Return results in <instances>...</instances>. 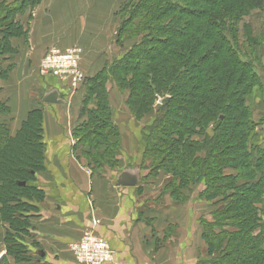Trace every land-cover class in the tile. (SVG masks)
Instances as JSON below:
<instances>
[{
    "label": "trees",
    "instance_id": "1",
    "mask_svg": "<svg viewBox=\"0 0 264 264\" xmlns=\"http://www.w3.org/2000/svg\"><path fill=\"white\" fill-rule=\"evenodd\" d=\"M29 4L31 0H20L0 8V60L8 58V39L19 32L14 12ZM131 5L117 32L135 38L133 48L83 81L86 122L74 133L81 144V156L100 170L118 163L120 131L110 117L107 82L117 80L120 88H128L125 104L137 120L154 109L156 96L168 93L149 124L136 127L144 161L154 165L148 175L171 173L165 190L176 200L185 198L175 189L176 174L185 186L204 180L206 187L200 197L214 201L212 204L217 203L219 192L227 190L222 198L226 205L199 218L207 255L194 264H264V248L257 242L242 246L245 256L236 253L240 250L236 244L244 242L248 222L255 218L251 204L263 193L262 183L258 179L255 184L238 186L246 197L237 207L230 198L235 192L228 191L235 183H224L228 175L223 174L221 165L236 160L241 177L264 166V142L254 133L252 120L246 118V113H251L246 96L259 81L251 48L256 39L264 41V25L257 38L247 21L255 11L264 12V0H140ZM119 68L121 73L116 71ZM8 72L0 69V77L6 78ZM89 98L94 110L87 108ZM234 102L244 107H232ZM41 115L39 109L30 110L14 136L7 125L0 124V220L13 221L18 233L26 227L19 217L32 206L28 201L34 194L38 195L28 183L42 168ZM199 132L203 133L202 142L193 138ZM199 145L204 148L201 156ZM181 169L183 174L176 173ZM256 238L263 240L260 234Z\"/></svg>",
    "mask_w": 264,
    "mask_h": 264
},
{
    "label": "crops",
    "instance_id": "2",
    "mask_svg": "<svg viewBox=\"0 0 264 264\" xmlns=\"http://www.w3.org/2000/svg\"><path fill=\"white\" fill-rule=\"evenodd\" d=\"M112 3H108L109 7H113ZM68 4L71 0H45L38 4L26 35L12 36L9 41L19 52L12 60L15 68L4 79L6 92L9 91L4 99L10 112L9 131L16 135L27 113L39 109L43 152L42 168L28 183L38 192L37 198L28 201L32 206L19 217L26 224L19 232L24 238L20 239L23 257L21 260L7 257L5 261L7 264H77L69 258L67 246L83 231L93 229L114 250V261L105 264H194L207 255L199 223L198 188L191 190L189 198L176 200L165 190L171 173L159 172L149 177L148 171L141 175L140 163L131 159L140 149L138 135L132 132L120 133L123 155L119 157V165L105 167L104 172L99 171L101 174L93 172L87 159L81 157L78 138L73 133L84 118L79 113L84 107L86 85L82 82L72 89L67 80L38 74L39 59L54 45L78 46L80 68L86 77L124 54V47L115 42L119 23L113 10L110 12L108 7L107 23L92 30L89 36L90 32L84 31V16L78 14V19L72 21L73 12ZM22 18L20 15L17 19L23 23ZM84 34L87 39L81 37ZM108 83L114 87L112 82ZM49 89H56L64 103L43 102V94ZM110 102L109 99V106L115 108ZM125 120L113 118L119 129L134 123ZM141 121L137 122L146 123ZM135 131L137 134L138 130ZM126 168L138 169L135 186L114 183L117 174ZM182 191L187 196L188 189ZM5 254L6 249L0 250V257Z\"/></svg>",
    "mask_w": 264,
    "mask_h": 264
},
{
    "label": "rangeland",
    "instance_id": "3",
    "mask_svg": "<svg viewBox=\"0 0 264 264\" xmlns=\"http://www.w3.org/2000/svg\"><path fill=\"white\" fill-rule=\"evenodd\" d=\"M19 1L20 0H0V4H1L0 8L6 7L8 4H12L13 2H19ZM43 1H45V0H35V1L31 0V4H29L27 6L25 5V6L21 7L19 11L14 12L16 14L14 17V23L16 22L17 25L19 24L18 25L19 32L21 30L20 33H22V35H24V36L26 35V29L28 28L29 21L32 19L33 10L38 6V4H41ZM110 1L114 2V3H112L113 7H109L110 5L108 3H110ZM138 1H140V0H106L105 3H102V1L98 3L95 0H71V4L70 5L68 4V5L70 6V8H69L70 12H73L71 20L76 21L78 19L77 18L78 14H80V17L84 16V20H83L84 31L90 32V34H88V35L91 36L92 30L96 29L99 26L103 27V25L107 23L108 18H110L109 17L110 15H108V13H109L108 7L110 8L109 9L110 12L113 10L114 18L120 24V22H122L126 18L128 11L130 12L131 6H132L131 4L133 2H138ZM104 8H106V9H104ZM263 14H264V12L261 13L260 11H255L253 13V17H251V19H250L251 21H247L248 24H250V26L252 27L253 33L256 35L257 38L259 36V33L262 31V26L264 25V15ZM20 15H22L24 17V18H22L24 20L23 23H21L18 20ZM258 15H260V18ZM23 28H24V31H23ZM240 28L241 29L243 28V24L242 25L240 24ZM18 33L13 34V36L14 35L19 36ZM1 34H2V32L0 33V35ZM126 35L127 34H125L123 36H119V34H118V40L115 41L118 44V46H120L122 48L124 47V54L126 52H128L129 50H131L133 48L134 43H135L134 42L135 38L133 39L132 37H128V35L127 36ZM83 36L85 39H87V35L84 34L81 37H83ZM88 38H89V40L93 39V37H88ZM95 39L98 41L97 38H95ZM9 41H10V38L8 39V42ZM10 50H11V52L6 54L8 56V59L5 60L4 58H2L0 60V69L1 70L6 69L7 72L8 71L11 72V70L15 68V64L13 63L12 60L14 59V57H17L19 55V52H18L16 47H10ZM251 50L253 51V53L250 55H251V58L254 59L253 60V66H254L255 71L259 75V81H256L255 85L252 86L250 93L246 96L247 97L246 103H247V106L250 108V111H251L250 114H249V112L246 113V115H247L246 118L249 120H252L251 126H253V124H254V127H255L254 133L257 136L259 135V137L264 142V41H262L261 39H258V40L256 39V44L253 46V49L251 48ZM80 61H81V59H80ZM79 64H80V62H79ZM103 68H104V66H103ZM101 70H99L98 72H100ZM120 70H121V68L117 69L116 71L118 73H121ZM9 72H8V74H9ZM4 79H5L4 77H0V80H2V82H4L3 84H0V124L2 123V125L5 124L7 126H10L9 124L11 123V121L9 120V118H7V117H9L10 112L6 107V104H4L5 103L4 99L6 98V94H9V91L7 90V92H6L5 88L7 87V84H6L7 82H5ZM84 80H85V78H84ZM127 80H129V79L126 78L125 81H127ZM67 82H68L69 86H71L70 81L67 80ZM112 83H113L114 87L109 86L108 82L105 84L106 90H107V97L110 99V101L112 102L113 105H116L115 108H111L109 106L110 117L111 118H126L125 121L128 120L127 122L134 120V123H137L138 126H140L141 124H139L137 121H141V119L146 118V119H143L141 121V122H146L149 118L152 119L155 116L156 109L161 104L163 96H167V94H168V93H164V94H161V95L159 94L158 96H156L157 99L154 103V109L151 111H148V113H146L145 116H143L141 119L139 118L137 120L135 115L132 114V112L128 109V107L125 104V100L127 99L128 94H129L128 88L127 87L125 89L120 88L118 86L117 80H115ZM112 88L115 89V90H113L114 94H112L113 93V91H111ZM108 90H110V91H108ZM177 93L179 94V91H177ZM109 99H108V103H109ZM111 102H110V104H111ZM118 102L120 104L119 107H118ZM87 106H86L87 108H91L92 110H94V101L89 98L87 101ZM231 106L232 107L233 106L234 107H238V106L241 107V104L239 105L238 102H234V103H232ZM243 107L244 106H242L241 108H243ZM83 110L86 111V109H82L79 113V114H81V116H83ZM247 110L248 109H246V111ZM176 115H177V113H176ZM85 122H86L85 118H83L82 123L79 126L85 125ZM134 123L132 122L130 125H132ZM147 123L148 122H146L144 124H147ZM137 124H135L133 126L129 125L128 128H123V129H121V128L119 129V127H118V130L120 131V133L121 132L122 133L123 132H130L131 133L132 132L137 137V134L134 133V132H136L135 131L136 127H138ZM73 133H75V131H73ZM82 134H83V132H81V135ZM193 138H197V140L201 141L203 139V133L199 132V134L195 135V137H193ZM138 143L140 145L139 153H137V156H136L138 158L131 157V159L133 161L136 160L140 163L139 166L142 169V171H141L142 172L141 175H142L148 171L152 172V170H154L152 168V166H154V165H153V163H151V161H148V160L144 161V156L142 154L143 150L141 149L142 145L140 142H138ZM200 145H199V149H200L199 155L201 156L204 153V151H202V150H204V148H202V146L200 147ZM79 146H81L80 142H79ZM219 147L221 148V145ZM118 155H119L118 156V163L115 166L109 167L108 165H104V166H102V168L100 170L95 164H92V168L95 169L96 172L99 174H101V172H99V170L104 172L105 167L115 168L117 165H119V157H122L123 153H120ZM141 155H142V157H141ZM81 157L83 158L84 156H81ZM127 157L129 158V156H127ZM141 163H142V166H141ZM236 163H237L236 160H234V161H230V163L228 165H224L223 163L221 164V165H223L222 167H225L223 174L228 175L227 179L224 180V183H227L229 181L235 183V184H232L233 185L232 190L231 189L228 190L231 193L235 192V197L234 198L230 197L232 200H234L235 206L240 207L241 206L240 202L243 201L246 197L245 191L242 188H239L238 186H241L242 184H245V183H247V184L254 183L255 184L256 181L258 179H260V183H262V189H263L262 190L263 193L259 197L258 201L251 204L252 208H253L252 217H255V218H253L254 219L253 223L248 222V227L246 228V231L248 230V228H249V231L246 232L247 234L244 236V242H242L241 244H236V250L240 249V250H237L238 252L236 251L237 255H242V256L244 255L245 256V253L241 254V252H243V250L241 251V248L245 243L246 244H250V243L255 244L257 242L259 248H264V226H263V224H264V166L260 169H257V168L251 169L253 171H252V175L249 177L248 176L247 177H241L239 167ZM218 165H220V164L218 163ZM176 173L183 174L182 169L180 171L178 170ZM176 175H177V178H175L176 177L175 175H174L175 177L173 176V178H174L175 189L177 188V191L179 189L178 196L180 195V197H185L186 195L182 194L183 193L182 190L188 189V192L186 193L187 196L185 198H189L190 197L189 194L192 192L191 190L198 188L197 198L199 199V203L201 205L200 206L201 210H199V212H200L199 218L200 219L205 218V217H209L210 213H212L215 210L217 211L226 205L227 201L223 200L222 198L224 197L223 192L226 193L227 190L223 191V192H219V195H218L219 197L215 200V202L217 201V203L212 204V202H214V201L210 202V201L204 200V198L200 197L201 192L204 191V189L206 187L204 185V182H203L204 180H202L201 183H199V181L198 182L190 181L185 186L184 184L186 182H184V181L182 182L180 180V178L178 180V174H176ZM224 183L219 182L218 186H220V188H224V187H222V185ZM254 184H253V186H254ZM246 190L249 191L250 189H246ZM33 198H37L36 193L34 194ZM229 214H231V212ZM240 214H243V212H240ZM18 222H19V219H18ZM238 222H240V221H238ZM17 224L19 226V223H17ZM15 227H16V224H14L13 221L10 222L7 218H2L0 220V243L2 244L0 250L6 249V254L3 255L2 257H0V264H7V261H5V259L7 257H12V256L15 257L16 255H12V254H13V251H16V250H17V252L19 251V253L17 254L18 256H16L15 258L17 259L20 257V260H21L23 257V254L20 253V251L23 250V247L21 246L22 244L20 245V241H21L20 239L24 240V238L23 237L21 238L18 231L13 229ZM239 227L241 228L242 226H239ZM11 230H12V232H10ZM9 232H10V234H9ZM259 234L261 235V238L263 239L262 241H260V240L258 241L256 238V236ZM238 241L240 242L241 239ZM223 245L225 246V242ZM249 250H251V249H249ZM68 254H70V252ZM70 257L72 258L71 254L69 255V258ZM72 260H73V258H72ZM77 264H79V263H77Z\"/></svg>",
    "mask_w": 264,
    "mask_h": 264
},
{
    "label": "built area",
    "instance_id": "4",
    "mask_svg": "<svg viewBox=\"0 0 264 264\" xmlns=\"http://www.w3.org/2000/svg\"><path fill=\"white\" fill-rule=\"evenodd\" d=\"M81 49L78 46L63 48L51 46L39 59L38 71L41 77L52 76L61 80H68L72 89L84 81L80 64ZM95 223V219H92ZM73 260L79 264H105L114 261V250L109 243L93 229L82 232L78 239L67 246Z\"/></svg>",
    "mask_w": 264,
    "mask_h": 264
},
{
    "label": "water",
    "instance_id": "5",
    "mask_svg": "<svg viewBox=\"0 0 264 264\" xmlns=\"http://www.w3.org/2000/svg\"><path fill=\"white\" fill-rule=\"evenodd\" d=\"M43 102L47 103H64L63 99L59 97V92L52 89L43 94ZM139 180L138 169H122L116 176V185L118 186H135Z\"/></svg>",
    "mask_w": 264,
    "mask_h": 264
}]
</instances>
